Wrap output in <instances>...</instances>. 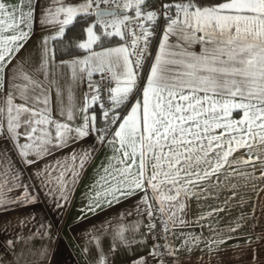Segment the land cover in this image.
<instances>
[{
  "label": "snow or ice",
  "instance_id": "obj_1",
  "mask_svg": "<svg viewBox=\"0 0 264 264\" xmlns=\"http://www.w3.org/2000/svg\"><path fill=\"white\" fill-rule=\"evenodd\" d=\"M108 4L115 7H101ZM77 17L85 23L95 17L84 29L87 40L65 41L71 58L57 64L50 42L64 38ZM34 20L55 30L42 38L38 61L20 56ZM98 27L103 37L119 36L123 42L94 51L93 44L101 40L94 32ZM153 37L158 51L145 68ZM78 50L87 54L73 55ZM58 76L70 81L56 92L63 122L52 118L50 107V88ZM78 84L87 88L82 106L75 102ZM0 138L13 142L26 166L87 138L108 145L112 157L89 190L87 210L137 196L136 211L148 218L147 231L160 223L167 239L173 228L193 223L184 219L190 197L209 194L232 176L264 181V0H123L122 7L117 0L75 5L50 0L43 9L39 0H0ZM94 152L73 151L64 162L37 169L40 184L58 196L57 207L67 202ZM5 156L0 152V207L5 200L35 202ZM18 189H23L19 196L9 195ZM222 210L214 208L194 223ZM141 223L119 226L112 251L116 240L130 251L135 241L125 232H138ZM89 236L85 255L95 244V264H106L99 237ZM198 240L188 237L186 250ZM176 251L167 243L153 244L145 255L130 251V264H149V257L166 264Z\"/></svg>",
  "mask_w": 264,
  "mask_h": 264
},
{
  "label": "crops",
  "instance_id": "obj_2",
  "mask_svg": "<svg viewBox=\"0 0 264 264\" xmlns=\"http://www.w3.org/2000/svg\"><path fill=\"white\" fill-rule=\"evenodd\" d=\"M7 2L18 4L19 0H7ZM82 2L83 0H65L66 4L73 5ZM49 3L50 0H39L40 9L48 6ZM120 4L122 7L123 0ZM39 16L40 11L37 10L36 17ZM94 19L95 17H92L89 20L86 28ZM94 30L96 35H102V29ZM54 34L55 30L42 28L34 20L31 38L21 49L20 56H30L34 61H38L42 38ZM113 37L116 39L115 42L107 43L102 47H115L122 43L119 36ZM102 41H112V37ZM97 43L93 44V50H102L101 47L96 46ZM50 47L53 49V42H50ZM156 51H158V43L154 55ZM86 54L85 50L78 55ZM70 58V56L55 58V61L58 64L61 60ZM60 71L68 70L60 69ZM40 79L43 77L41 76ZM49 79L52 77L50 76ZM69 84L67 76H58L56 83L51 85L49 96L54 120L63 122L58 111L57 89L65 90ZM86 91L84 84L75 86L74 96L78 106H82L83 94ZM64 99L67 100L66 92ZM92 107L95 108L97 105ZM20 131L23 132V129ZM24 142L21 136L20 143ZM93 148L94 155L81 172L78 182L72 186L67 202H62L63 206L57 207L55 199H58V196L54 198L48 194L47 188L43 187L35 177V172L56 161L64 162L73 151L79 153L82 149ZM0 152L6 153L5 162L10 163L13 170L20 173V182L30 186L29 191L37 197L35 202L26 204L9 203L5 200L4 206L0 207V264H95L97 259L95 244L91 246L90 254L85 255L83 251L87 240L91 238L89 233L99 237L106 264H130L132 259L130 251L141 256L152 248V239L145 227L149 220L136 211L139 203L137 196L122 199L111 206L101 205L94 212L87 210L89 190L98 179L101 167L108 166L112 157L108 145H100L94 139L87 138L54 151L52 155L44 157L38 164L32 166L24 164L13 142L8 139L0 138ZM33 158L29 156V159ZM116 163V160H112V164ZM254 175L259 178L261 174L257 171ZM232 185L235 187L233 188ZM22 192L23 189H18L9 195L15 197ZM214 208L223 210L212 216H206L200 224L194 223ZM185 213L184 219L193 223L184 227L177 226L168 233L167 244L177 249L174 256L177 264H264V181L257 179L253 182L241 176H232L227 183L221 180L220 186L212 188L209 194L199 198L190 197L186 202ZM137 221L142 222L138 232L130 230L125 232L128 239L135 241L131 250L121 247L116 240L113 252L115 230L119 226L127 228L135 225ZM237 224L240 227L236 228ZM231 228H236V231H230ZM190 236L199 237V240L187 246L191 248L189 251L186 250L184 241ZM258 237L261 239H257ZM218 240H222L223 243H211ZM248 241L252 242L251 245ZM209 244L212 251H209ZM149 264H157V261L149 257Z\"/></svg>",
  "mask_w": 264,
  "mask_h": 264
},
{
  "label": "trees",
  "instance_id": "obj_3",
  "mask_svg": "<svg viewBox=\"0 0 264 264\" xmlns=\"http://www.w3.org/2000/svg\"><path fill=\"white\" fill-rule=\"evenodd\" d=\"M129 14H132V11L129 10ZM92 17L88 18L87 22L85 23L83 20H81L80 17H77V20L74 22V24L72 26H70V28H68L66 30V35L64 38H58L56 41L53 42V51L55 53V58H64V57H68L69 55L65 54V48H64V42L67 40H75L77 43H82V40L85 38L86 36V31H84V29H86V25L88 24L89 20ZM98 29L101 31V29L98 27ZM103 39H105V37H103L101 35V40L98 41L97 43V47H101L104 46L107 43H112L115 42V37H112V41H102ZM85 50H78V51H74L73 55H78L83 53Z\"/></svg>",
  "mask_w": 264,
  "mask_h": 264
},
{
  "label": "built area",
  "instance_id": "obj_4",
  "mask_svg": "<svg viewBox=\"0 0 264 264\" xmlns=\"http://www.w3.org/2000/svg\"><path fill=\"white\" fill-rule=\"evenodd\" d=\"M121 0H117L118 3H120ZM101 7H115L114 4H108V5H101ZM132 15V14H130ZM145 25L147 26L148 22L145 21L144 22ZM123 42V41H122ZM158 43V40L156 37H153L152 39V43H151V48H150V55L149 57L144 61L145 63V68L148 67V63L149 61L153 58L154 56V52H155V49H156V45ZM97 78V74L94 73L93 75V79H96ZM150 234V237L152 239V243L153 244H165V243H168V236H167V239H164V232H163V228H162V225L160 223H157L156 224V228L155 230L152 232V233H149ZM159 235L160 236V239H154L155 236ZM166 264H177L176 262V259L175 257H166Z\"/></svg>",
  "mask_w": 264,
  "mask_h": 264
},
{
  "label": "rangeland",
  "instance_id": "obj_5",
  "mask_svg": "<svg viewBox=\"0 0 264 264\" xmlns=\"http://www.w3.org/2000/svg\"><path fill=\"white\" fill-rule=\"evenodd\" d=\"M91 24V23H90ZM89 26V25H88ZM94 32H95V30H94ZM86 40H87V37L84 39V41L83 42H86Z\"/></svg>",
  "mask_w": 264,
  "mask_h": 264
},
{
  "label": "water",
  "instance_id": "obj_6",
  "mask_svg": "<svg viewBox=\"0 0 264 264\" xmlns=\"http://www.w3.org/2000/svg\"><path fill=\"white\" fill-rule=\"evenodd\" d=\"M102 8H114V7H102Z\"/></svg>",
  "mask_w": 264,
  "mask_h": 264
}]
</instances>
